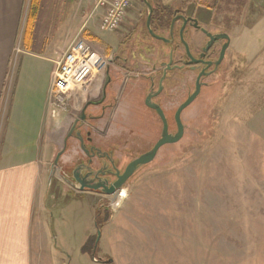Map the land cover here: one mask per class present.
<instances>
[{
	"label": "rangeland",
	"instance_id": "374dc122",
	"mask_svg": "<svg viewBox=\"0 0 264 264\" xmlns=\"http://www.w3.org/2000/svg\"><path fill=\"white\" fill-rule=\"evenodd\" d=\"M149 1L195 15L213 31L226 30L232 49L219 74L208 79V86L184 110V137L162 147L155 160L123 186L126 196L119 204L116 194L70 187L73 166L62 169L54 164L48 169L42 194L47 193L52 247L41 254L50 264H264V0ZM97 2L42 0L33 29L39 39L35 45L50 46L61 57L75 40L84 39L111 60L110 68L130 65L122 57L119 65L113 59L132 47L145 57H130L140 73L167 59L169 47L159 40H154L156 50L148 48L154 54L145 52L151 37L144 0H133L128 20L108 32L99 28L102 13L95 10ZM30 3L26 1L21 37ZM249 36L254 43L243 42L247 39L241 37ZM189 39L196 48L205 36L191 30ZM193 77L188 71L173 73L168 89L174 96L165 101L168 109L177 110L194 87ZM95 79L91 83L99 82ZM70 103L51 107L61 132L73 121L72 115H59ZM131 123L120 118L116 126L128 135L121 140L120 165L153 146L161 134L159 121L155 134L147 129L145 139L136 140L129 135ZM170 127L177 129L175 122Z\"/></svg>",
	"mask_w": 264,
	"mask_h": 264
},
{
	"label": "crops",
	"instance_id": "0c3cea01",
	"mask_svg": "<svg viewBox=\"0 0 264 264\" xmlns=\"http://www.w3.org/2000/svg\"><path fill=\"white\" fill-rule=\"evenodd\" d=\"M26 1L0 0V264H50L41 254L47 247L49 250L52 247L44 203L47 193L42 194L44 179L48 169L52 170L55 155L64 147L66 136L84 109L87 119L78 125H82L79 130L85 138L87 132H91L88 146L110 151L118 161L122 155L121 140L128 136L116 127L120 118L132 122L129 135L136 140L145 139L143 132L147 129L150 135L155 134L160 128L157 123H162L142 103L149 82L144 81L135 65H131L133 59L128 63L130 65H119L118 55H114L113 61L116 64V59L118 67L109 66L100 78L91 80L95 79L98 83L90 81L71 90V103L67 110L61 108L59 115H72V124L62 132L57 130L50 114L51 92L57 61L61 57L50 46L47 49L37 47L35 44L39 39L36 40V33L29 42L25 30L21 37ZM135 26L131 23V32L135 31ZM121 34H125L123 41L126 42V33ZM149 37L145 52L149 51L148 48L157 49L154 42L157 39L150 34ZM241 38L247 39L243 41L247 44L255 42L249 40L254 39L253 36ZM262 38L264 43V35ZM232 46L231 37L230 49ZM250 49L254 50L255 46ZM134 51L137 53L135 59L139 60V56L145 58L141 50L134 48ZM153 51L149 52L154 54ZM156 58L153 57V61ZM102 100L103 103L99 104ZM262 115L264 118V108ZM152 121L154 126L150 124ZM56 132L58 137H55ZM80 161H87V157L79 139L70 137L58 165L65 169L74 167ZM67 182L72 187V183Z\"/></svg>",
	"mask_w": 264,
	"mask_h": 264
},
{
	"label": "flooded vegetation",
	"instance_id": "af4514ba",
	"mask_svg": "<svg viewBox=\"0 0 264 264\" xmlns=\"http://www.w3.org/2000/svg\"><path fill=\"white\" fill-rule=\"evenodd\" d=\"M179 15H182L186 18V23H185L184 19L180 18V17L177 18L176 21L174 22V25H173V27H174L173 28V43L169 44V53H168L167 59L161 61V63H159V64H154L152 66L151 71L142 72V77H143L144 81L149 82V87H148V90L144 92L142 103L147 109L152 111V113L155 114V116H157L160 119L158 113L154 109L149 108L146 105L145 101H146V97H147L148 93H150L151 90L156 91L159 88L160 79L163 75V70H164V66L162 65V63L165 61L169 62L171 60V56H172V59H173L172 64H171L172 70H169L167 73L166 79L164 81V84H165L164 89L161 91L160 94H158L153 99L155 102L159 103L164 108L166 117L168 118L169 126L171 123H174V122L176 124V121H175L176 111H173L172 109H168L165 106V101L172 99L174 96L172 93L169 92V89H168V87H169L168 84L171 81V76L173 75V73L175 71H184V72L188 71L189 73H192L194 75V77H193L194 87H192L189 91H187V94L182 97V101H181V104H182L188 98V96L195 90L197 79L203 70H205V72H204V76H202V78H201V81L206 83L207 85H204L201 87V93L203 91V88H206L208 86V79L211 78L212 76H215L216 74H219L220 69L223 67V65L225 64V62L227 60V57L229 55V50L231 47V36L226 30H215V31H213L210 28H207L206 25H203L201 23V21L195 15H190V14L184 13L183 11H180V10H176L174 12V16L172 17V19L170 21V29H169V33H168L169 38L171 37L170 32H171L172 23L174 21V18L176 16H179ZM184 24H185L184 34H185V38L188 39V40L186 39L187 41L190 40L189 39V33L191 30L200 32L205 36V41L198 43V46L196 48H195L196 45L194 44V42L192 44L190 42H188L191 53L194 55L195 58H197V59L201 58L203 60L202 62L188 64V61H190V58L186 54V49L182 43L181 44L178 43L179 41L181 42L180 30ZM207 32H211L212 34H215V35L216 34L217 35L228 34L230 37V41L227 43L226 39L216 40L211 44L210 48L207 51H204V49L208 46V43L210 41V38L207 35ZM159 41H161V40H159ZM163 44L166 45L165 42H163ZM224 49H225V55H224V58L222 59L221 63L219 64V67L217 68V70H215L214 64H212L210 67L207 68L208 62H214V61L218 60ZM171 50H173L172 55H171ZM123 51L125 52V54H127L126 57L123 56V54H122ZM133 51H134V48H132V47H130L128 49L127 53H126V50H122L121 55H119V57L117 56V60L121 61L120 57H122L123 62H125V63L130 62L131 61L130 60L131 55H137L136 51H134V54H132ZM203 53H204V56L201 57V54H203ZM125 66H127V65L125 64ZM158 66H161V67H158ZM181 66H184V67H181ZM109 77H110V75H109ZM201 93H200V95H201ZM101 103H103V100L99 104H101ZM182 115H183V113H182ZM161 130H162V128H161ZM175 131L176 130L173 131L170 127V132H175ZM90 134H91V132L88 131L86 134L87 137L85 138L83 136L86 144L88 141L90 142V140H91ZM87 146H88V144H87ZM153 146L149 147V149H147L146 151L140 152L139 156L141 154L149 151ZM89 147L90 148L95 147L96 151H94V152L90 151V154H87L83 150V153L87 157V161H80V162L76 163V165L72 169L73 171L71 172V175L73 174L74 170L78 166L82 165L85 169L84 172L86 174L91 173V175L88 176L89 181L94 180L93 183H97L100 181L103 182V181L107 180L109 182V184H112L113 182H115L117 180L116 171L120 170L121 172H123L126 167L124 169H122V165H120V161L117 160L114 153H112L110 151L109 152L105 151L102 148H99V147H96L93 145H91ZM136 157H138V156L132 157V160L135 159ZM88 168H91V169L88 170ZM90 170H91V172H90ZM99 171L100 172L102 171L104 174L100 173L98 175V177H96Z\"/></svg>",
	"mask_w": 264,
	"mask_h": 264
},
{
	"label": "water",
	"instance_id": "95a60500",
	"mask_svg": "<svg viewBox=\"0 0 264 264\" xmlns=\"http://www.w3.org/2000/svg\"><path fill=\"white\" fill-rule=\"evenodd\" d=\"M145 4L147 5L148 8V15H147V19H146V25H147V29L150 33V35L152 37H154L157 40H161L167 44H172L173 43V25L174 22L176 21L177 18H183L185 23H186V18L182 15L176 16L174 18V21L172 23V28H171V32H170V38L160 35L158 33H156L152 27V18H153V13H154V8H153V4L149 1V0H144ZM184 30H185V24L182 26L181 30H180V39H181V43L184 45L185 49H186V54L187 56L190 58V61H188V64H192V63H199L202 62L203 60L197 59L194 57V55L191 53L190 51V47H189V43L185 38V34H184ZM207 35L210 38V41L208 43V46L204 49V51H207L211 44L219 39H226L227 43L230 41V37L228 34H219V35H215L212 34L211 32H207ZM173 54V50H171V55ZM225 55V49L223 50L220 58L214 62H208V67H210L212 64L215 65V70H217V68L219 67V64L221 63L222 59L224 58ZM204 56V53L201 54V57ZM111 61V60H110ZM172 56H171V60L169 62L165 61L162 63V65L164 66V70H163V75L160 79V84H159V88L156 91H152L150 93H148L147 97H146V105L149 108L154 109L161 121H162V130H161V134L159 139L157 140V142L154 144V146L147 152L141 154L140 156L136 157L135 159H133L125 168V170L123 172H121L120 170L116 171V176H117V180L115 182H113L112 184H109V182L106 181H100L97 183H93L94 180L89 181L88 180V176L91 175V173H85L84 172V167L82 165L78 166L73 174L71 176L68 175V180L72 183L75 184L79 190L84 191V190H92V191H100L102 193H107V194H116L118 193L120 190H122L123 186L143 167L151 164L155 158L157 157L160 149L166 145L169 144H175L177 142H179L185 134V124L182 120V113L183 111L188 108L200 95L201 93V87L204 85H207L206 83L201 81L202 76H204V72L205 70H203L196 82V87L195 90L188 96V98L177 108L176 113H175V121H176V125H177V129L175 132H170V126H169V122H168V118L166 117L164 108L157 102H155L153 99L154 97H156L158 94L161 93V91L164 89V81L166 79L167 73L169 70H172L171 68V64H172ZM184 67V66H181ZM153 87V86H152ZM87 119V115L85 112V109L82 112V116L80 118H78L74 124L73 127L71 129V131L69 132V134L66 136L65 139V143H64V147L57 153L56 157H55V164H59V160L61 158V156L64 154V152L66 151L67 147H68V141L70 137H76L79 139L80 143H81V147L82 149L87 153L90 154V151H96L95 147H89L87 146V144L85 143V139L82 135V132L79 130V127H81L80 125H78L79 122H84ZM78 129V130H77ZM91 168H88V170ZM91 172V170H90ZM102 173L104 174L102 171L98 172L97 176ZM98 239L100 238L101 235V231L98 230ZM110 262H112V260H109Z\"/></svg>",
	"mask_w": 264,
	"mask_h": 264
},
{
	"label": "built area",
	"instance_id": "2783aa9c",
	"mask_svg": "<svg viewBox=\"0 0 264 264\" xmlns=\"http://www.w3.org/2000/svg\"><path fill=\"white\" fill-rule=\"evenodd\" d=\"M133 0H98L95 10H102L99 28L114 31L121 27ZM110 59L84 39L75 40L57 61L51 103L65 107L71 90L86 85L106 70Z\"/></svg>",
	"mask_w": 264,
	"mask_h": 264
},
{
	"label": "trees",
	"instance_id": "16d2710c",
	"mask_svg": "<svg viewBox=\"0 0 264 264\" xmlns=\"http://www.w3.org/2000/svg\"><path fill=\"white\" fill-rule=\"evenodd\" d=\"M41 3H42V0H31L30 9H29L27 22H26V27H25V36L28 39V42L30 40H32L33 29H34V26L36 25L38 13H39V10L41 8ZM203 5L205 7H208V8L210 7V6L205 5V4H203ZM153 8H154V13H153V18H152V27H153L154 31L156 33L160 34V35L168 37V35H166V34L169 33L170 21H171L172 17L174 16V12L176 10L170 9V8H164L161 5L157 6V5H154V4H153ZM154 20H156V26L155 25L153 26ZM146 28H147V25H146ZM148 33H149V31H148ZM178 43L181 44L180 41ZM167 45H169V44L166 43V46ZM131 160L132 159H130L129 161L125 162V164L122 165V169H124ZM143 168H141L140 170H142ZM83 251H87L86 250V246H83Z\"/></svg>",
	"mask_w": 264,
	"mask_h": 264
},
{
	"label": "bare ground",
	"instance_id": "6f19581e",
	"mask_svg": "<svg viewBox=\"0 0 264 264\" xmlns=\"http://www.w3.org/2000/svg\"><path fill=\"white\" fill-rule=\"evenodd\" d=\"M116 195L118 196V203L117 204H119L120 200L126 196L125 189H122V191H119L118 193H116Z\"/></svg>",
	"mask_w": 264,
	"mask_h": 264
}]
</instances>
